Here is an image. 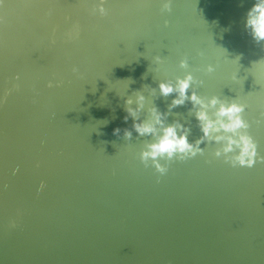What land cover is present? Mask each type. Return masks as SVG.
<instances>
[{
  "label": "water",
  "instance_id": "water-1",
  "mask_svg": "<svg viewBox=\"0 0 264 264\" xmlns=\"http://www.w3.org/2000/svg\"><path fill=\"white\" fill-rule=\"evenodd\" d=\"M165 2L107 0L103 17L99 0L0 4V264H264V162L234 167L206 142L161 159V175L139 158L155 138L124 121L140 91L141 120L155 105L194 142L191 103L169 111L158 88L190 72L203 84L189 95L247 106L264 157V42L245 29L256 0Z\"/></svg>",
  "mask_w": 264,
  "mask_h": 264
},
{
  "label": "clouds",
  "instance_id": "clouds-1",
  "mask_svg": "<svg viewBox=\"0 0 264 264\" xmlns=\"http://www.w3.org/2000/svg\"><path fill=\"white\" fill-rule=\"evenodd\" d=\"M106 2L107 0H99L93 11H98L102 17L106 16L107 10L104 7ZM2 3L3 0H0V4ZM162 11L171 12V0H166L163 3ZM0 22H2V18H0ZM165 26H167V21ZM245 29L257 44L264 42V0H256L247 12ZM79 34V25L76 24L67 35L69 39H76ZM51 43L55 44V39ZM155 59L157 62H162L160 56ZM188 66L187 58L180 61L181 68L186 69ZM75 71L77 69L73 68V72ZM213 71V67L209 65L207 72L211 73ZM16 79L18 80L19 76ZM193 84L202 85L203 81L194 79L193 75L188 72L183 78L176 77L174 82L171 80L160 81L158 88L160 95L163 97L174 94V98L168 105L169 111L178 106H184L186 102L191 103L192 108L189 109V113L194 115L197 127L202 133L194 142H189L188 139L191 132L190 127L182 124L179 120L166 124L168 113L160 112L155 105L149 109L150 118L141 120L139 113L144 108L145 103L142 92H135V104L137 105L135 108L132 107L134 101L131 97L125 100L127 115L124 117V121L127 122L131 117L133 120L132 130L139 136H152L155 138L153 142L145 144L139 154V158L145 166H148L150 160L156 171L163 175L167 172V167L159 162L161 159L165 161H172L173 159L184 161L195 157L198 153L202 155L204 149L201 145L206 142L218 144L219 147L215 149L213 155L216 158L223 156L225 162H230L234 167L237 164L252 167L258 158L261 162H264V157H258L256 141L248 133L250 125L243 118L247 106L236 102L235 99L229 102L215 95L211 98L202 97L197 94L195 88L192 89L191 95H189V89ZM48 86H53L51 81ZM14 87L18 89L19 85ZM143 87L147 88L148 85ZM11 91L12 89L5 90V100ZM152 91L155 92V89H152ZM2 102L0 101V103ZM261 115L264 116V113ZM259 122L257 121V123ZM132 130L127 128L123 130L125 139L130 140L132 138ZM120 131V128L114 129V135H119ZM43 187L44 184L41 182V189ZM11 226L15 227V223L13 222Z\"/></svg>",
  "mask_w": 264,
  "mask_h": 264
}]
</instances>
